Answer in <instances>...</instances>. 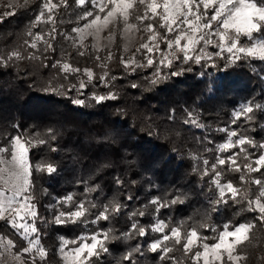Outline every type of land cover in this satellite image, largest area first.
<instances>
[{"label": "trees", "instance_id": "trees-1", "mask_svg": "<svg viewBox=\"0 0 264 264\" xmlns=\"http://www.w3.org/2000/svg\"><path fill=\"white\" fill-rule=\"evenodd\" d=\"M68 3L70 7L61 8L56 16L57 33L52 41L55 51L49 50L40 59L11 61L6 67L0 66V143L4 142L3 134L15 133L14 125H19L28 135L38 132L39 138L47 143L30 149L31 163L46 160L56 166L51 175L33 170L31 176L33 203L39 217L44 218L43 222L38 218L37 226L43 233L41 243L48 252L47 259L38 261V264H64L57 252L60 237L75 239L82 234L108 229L112 230L114 237L107 242L109 252L103 253L99 260L93 258L89 264H115L138 243L145 247L142 256L134 257L136 264H172L167 257L161 260L159 253L147 251V244L157 239L159 234L149 231L143 238L135 234L129 238L121 235L130 224L128 215L124 213L96 225L52 223L53 212L49 205L68 194H75L77 200L87 197L98 204L115 197L128 206V212L144 206V217L136 219L145 227H150L154 219L155 206L149 203L150 198L169 190H179L186 196L184 203L161 209L158 213L159 218L171 224L185 221L191 226L206 212L211 217L210 222L217 225L253 222L256 214L244 211L243 204L234 205L230 201L221 205L219 212L210 211L208 201L214 198L215 188L209 185L210 176L201 177L203 166L192 156L199 155L211 163L218 154L230 155L231 152L215 151L216 145L226 139L225 133L217 131L223 127H235L257 142H264V61L243 58L233 63L225 52L211 60H201L199 64L174 62L172 68H161V72L168 74L182 70L180 75H166L152 83L155 65L137 68L135 72L126 70L121 56L126 59L129 53H124L117 42L99 53L105 57L108 51L112 52V59L106 61V67H101V62L94 59L96 53L90 48L85 56L78 55L61 33H67L75 26L69 21L84 9L78 8L74 0H68ZM38 4L39 0H33L31 8L35 9ZM5 10L0 7V12ZM211 12L210 9L208 14ZM33 15L31 10L18 9L15 15L0 23V53L6 54L18 48L27 57L36 52L23 44L25 39H31L24 36V32ZM49 27L42 24L33 31H46ZM159 31L164 33V29ZM139 34L141 39L132 53L147 39L146 33ZM254 35L264 37V32ZM249 43L246 37H240L241 45ZM160 47L163 50L166 45L161 43ZM200 47L202 45L197 51ZM205 51L214 53L218 49L209 45ZM66 52L69 55H65ZM36 54L40 55L39 52ZM62 58L81 69L91 68L97 78L106 72L108 86L94 79L82 90L83 95H78L75 89L67 91L72 84H78L79 77L78 74L69 75L65 79V74L58 67H53ZM136 58L143 60L140 55ZM132 83L137 87H131ZM110 91L118 98L103 103L90 98L94 92L106 94ZM74 98L85 99V104H74ZM249 101L261 105L250 114L254 119L249 122L241 117L233 125L234 113ZM188 112L194 113L203 128L184 124ZM48 129H52L54 139L47 134ZM250 151L255 152L254 149ZM238 162L243 165L242 157ZM223 172L222 183L231 181L247 188L252 195L258 192L256 185H241V173L226 168ZM249 175L264 179V169ZM116 177L123 181V185L115 184ZM93 185H98L97 190L86 193L85 189ZM128 195L132 197L131 201L126 199ZM255 224L250 240L240 246L239 250L247 255V260L241 264H264V259H259L264 257V224L259 221ZM0 233L15 240L18 248L25 246L26 242L8 229L4 221H0ZM71 247L73 245L68 246ZM181 248V245H176L168 255L178 258L182 264H191Z\"/></svg>", "mask_w": 264, "mask_h": 264}, {"label": "snow or ice", "instance_id": "snow-or-ice-1", "mask_svg": "<svg viewBox=\"0 0 264 264\" xmlns=\"http://www.w3.org/2000/svg\"><path fill=\"white\" fill-rule=\"evenodd\" d=\"M32 3L33 0H6L0 4V7L6 9L0 12V23L5 18L15 15L18 9L31 10L34 15L24 32V36L31 39H25L23 44L35 49L40 55L33 52L25 57L18 48H14L6 54L0 53V66L6 67L11 61L40 59L49 50L55 51L52 41L55 40L57 33L56 16L61 8L70 7L68 0H39L35 9L31 8ZM74 3L84 11L75 14L69 21L75 26L61 35L77 50L78 55L85 56L90 48L96 53L94 59L101 62V67H106V61L112 59V52L108 51L105 57H101L99 53L107 47L104 41L114 40L117 27L123 38H128L134 32H144L147 39L126 59L121 56V63L130 72L155 65V71L152 73L155 79L151 81L152 83L165 78L166 75H180L182 70L168 74L161 72V68H172L174 62L199 64L201 60L206 58L211 60L213 56H222L225 52L229 54L228 59L233 63L243 58L264 61V37L254 35L264 32V0H74ZM210 9L211 15L208 14ZM42 24L50 27L46 31H33ZM159 29H164V33L162 34ZM241 36L250 42L247 46L240 44ZM89 37L91 44H85ZM161 43L166 45L163 50L160 47ZM209 45L218 51L207 53L205 49ZM127 51L128 47L125 45L124 52ZM65 55L69 53L66 52ZM137 55L142 56L143 60H137ZM212 66H215L214 62ZM53 67H58L65 74V79L69 75L78 74V84H72L67 89V91L75 89L78 95H83L82 90L94 79H98L105 87L109 84L106 72L97 78L91 68L81 69L63 58L56 61ZM131 87L136 88L137 84L132 83ZM90 98L96 103H103L118 97L116 93L110 91L106 94L94 92ZM72 102L83 106L85 99L74 98ZM260 107L261 105L252 104L250 101L241 105L234 113L232 124L234 125L241 117L246 121H252L254 117L250 114ZM184 124L203 128L192 112L187 113ZM13 127L15 133L3 134L4 142L0 143V184L3 185L0 186V221H4L6 227L26 243L25 246L18 248L15 240L0 233V264H38V261L43 262L47 259L48 252L41 243L43 233L37 226L38 218L41 222L44 218L39 217L33 203L35 197L32 194L31 176L33 170L51 175L56 171V166L46 160L32 164L29 159L30 149L47 141L39 138L38 132L28 135L19 125ZM217 131L225 133L226 139L216 145L215 151L217 153L227 151L231 154L227 156L218 154L211 163L207 158L201 159L199 155L192 156V159L199 161L203 166L200 169L201 177L210 176L209 185L215 188L214 198L208 201L210 211L219 212L220 206L227 205L230 201L234 205L243 204L244 211L256 214L253 222L236 225L225 222L223 225H217L210 222L211 217L207 212L201 220L191 226L185 221L171 224L170 221L159 218L158 213L161 209L184 203L186 196L179 190H169L163 195L154 194L150 198L149 203L155 206L154 219L150 227L141 225L136 219L144 217V206L128 212V206L115 197L106 203L98 204L87 197L77 200L75 194H68L57 199L55 204L49 205L53 212L51 222L57 225L67 223L96 225L100 221H111L124 213L128 215L130 224L128 230L121 235L129 238L135 234L143 238L149 231L159 234L158 238L151 240L146 247L147 251L159 253L161 260L167 257L172 264H182L178 258L168 255L173 252L176 245H181L182 252L190 258L191 264H241V261L247 260V255L239 250L240 246L250 240V233L256 226L255 221L264 224V179L249 175L264 169V142H257L254 137L242 134L235 127L231 129L223 127ZM47 134L52 139L55 138L52 129H48ZM233 149L238 151H232ZM250 149H254L255 152ZM241 157L244 160L243 165L238 162ZM225 168L241 173L239 177L241 185H256L258 192L252 195L247 188L234 185L231 181L222 183ZM115 184L123 185V181L116 177ZM97 188L98 185H93L86 188L85 192L91 193ZM126 199L131 201L132 197L128 195ZM113 238L111 229L92 231L75 239L60 237L57 252L64 264H89L93 258L99 260L103 253L109 252L107 242ZM69 245L73 247L68 249ZM144 247L138 243L119 257L115 264L123 262L136 264L134 257L142 256Z\"/></svg>", "mask_w": 264, "mask_h": 264}, {"label": "rangeland", "instance_id": "rangeland-1", "mask_svg": "<svg viewBox=\"0 0 264 264\" xmlns=\"http://www.w3.org/2000/svg\"><path fill=\"white\" fill-rule=\"evenodd\" d=\"M5 2H6V0H0V4L5 3ZM215 27H216V24L214 23L213 24V28H215ZM139 33L140 32H134V33H131L128 38H123L121 36L119 27H117L116 30H115V38H114V40L111 41V42L104 41L103 43L107 45V47H105V48H110V47H112L114 45V43L117 42L118 44L121 45V48H122L123 51H124L125 45H127L128 51L124 52V53H129V56H130V55L133 54L131 52L132 49H134V47H136V45L138 44L139 40L141 39V36H140ZM105 35H107V32H105ZM213 39L215 40L216 38L214 37ZM85 44H91V38L90 37L88 38V40L85 41ZM244 46H247V45H244ZM0 186H3V185L0 184ZM68 249H70V248H68ZM68 249H66V251Z\"/></svg>", "mask_w": 264, "mask_h": 264}]
</instances>
